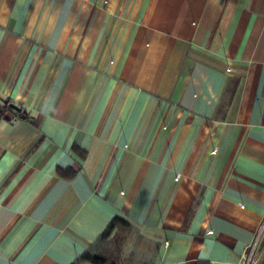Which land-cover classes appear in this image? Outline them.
<instances>
[{
  "label": "crops",
  "instance_id": "0c3cea01",
  "mask_svg": "<svg viewBox=\"0 0 264 264\" xmlns=\"http://www.w3.org/2000/svg\"><path fill=\"white\" fill-rule=\"evenodd\" d=\"M0 96V264H264V0H0Z\"/></svg>",
  "mask_w": 264,
  "mask_h": 264
},
{
  "label": "trees",
  "instance_id": "16d2710c",
  "mask_svg": "<svg viewBox=\"0 0 264 264\" xmlns=\"http://www.w3.org/2000/svg\"><path fill=\"white\" fill-rule=\"evenodd\" d=\"M13 103L9 98L0 96V118L20 117L25 113L24 109L20 112L14 110L11 106ZM73 151L84 156L76 145H73ZM61 175L70 176L72 169H57ZM134 227L127 220L116 216L107 226L105 231L89 245L83 254L73 263L81 264L83 261L91 264H133V247L137 244V239L132 241ZM147 264V263H145ZM150 264V263H149Z\"/></svg>",
  "mask_w": 264,
  "mask_h": 264
},
{
  "label": "built area",
  "instance_id": "2783aa9c",
  "mask_svg": "<svg viewBox=\"0 0 264 264\" xmlns=\"http://www.w3.org/2000/svg\"><path fill=\"white\" fill-rule=\"evenodd\" d=\"M260 231H261V228L259 229V231H257L255 237L253 238V241L250 244L249 249L243 258L242 264H256L254 260V251H255V247H256V244H257V241L260 235Z\"/></svg>",
  "mask_w": 264,
  "mask_h": 264
},
{
  "label": "water",
  "instance_id": "95a60500",
  "mask_svg": "<svg viewBox=\"0 0 264 264\" xmlns=\"http://www.w3.org/2000/svg\"><path fill=\"white\" fill-rule=\"evenodd\" d=\"M11 106H12V108H13L14 110H16V111H18V112L21 111V108H20L17 104H15V103H11ZM25 116H26L25 114L21 113V117L24 118Z\"/></svg>",
  "mask_w": 264,
  "mask_h": 264
}]
</instances>
